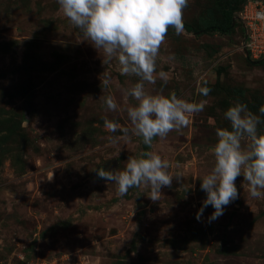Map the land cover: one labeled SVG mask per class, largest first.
<instances>
[{
	"label": "rangeland",
	"instance_id": "1",
	"mask_svg": "<svg viewBox=\"0 0 264 264\" xmlns=\"http://www.w3.org/2000/svg\"><path fill=\"white\" fill-rule=\"evenodd\" d=\"M222 15L218 0H188L184 32L169 28L156 61L168 82L145 89L206 106L149 146L104 128L105 116L131 128L125 109L136 101L125 90L138 77L121 75L115 58L104 63L57 0H0V264H264V198L242 176L222 216L209 222L208 206L196 218L216 129L230 128L224 112L242 102L264 120V60L247 58L241 28L206 33ZM109 95L117 111L103 105ZM146 152L181 177L155 203L143 186L118 195L93 170H122Z\"/></svg>",
	"mask_w": 264,
	"mask_h": 264
},
{
	"label": "clouds",
	"instance_id": "2",
	"mask_svg": "<svg viewBox=\"0 0 264 264\" xmlns=\"http://www.w3.org/2000/svg\"><path fill=\"white\" fill-rule=\"evenodd\" d=\"M57 3L71 24L81 30L83 41L97 51L103 50L104 63L115 58L121 75L139 78L125 90V98L136 101L125 109L131 128H121L105 116L106 131L115 133L119 129L125 138L129 134L141 137L150 146L154 137L164 138L173 130L180 131L189 125L193 115L204 110L206 105L202 101L185 100L174 93L154 95L145 89V83L155 84L157 79L168 82V73L156 71V61L169 28L177 35L184 32L183 10L188 0H57ZM258 16L264 18V13ZM102 83L109 84L107 74ZM210 91L198 89L205 96ZM103 105L108 111L119 109L111 95L103 98ZM259 112L264 115V105ZM224 118L230 128L216 129L217 142L212 148L215 163L211 172L200 179L206 197L197 212V220L208 206L214 209L209 222L222 216L225 207L239 198L235 182L241 176L248 182L252 198H264V133L257 131L264 120L242 102L229 106ZM242 141H246L245 146ZM168 169L167 160L146 152L138 158L129 157L122 170L103 167L93 170L99 179L115 184L118 195L124 196L130 188L143 186L155 203L163 195L161 189L172 186L173 177L181 179L179 175H170ZM52 179L53 173L48 180Z\"/></svg>",
	"mask_w": 264,
	"mask_h": 264
},
{
	"label": "built area",
	"instance_id": "3",
	"mask_svg": "<svg viewBox=\"0 0 264 264\" xmlns=\"http://www.w3.org/2000/svg\"><path fill=\"white\" fill-rule=\"evenodd\" d=\"M264 13V0H248L239 13L238 21L244 29L241 49L248 52V58L264 60V18L258 14Z\"/></svg>",
	"mask_w": 264,
	"mask_h": 264
},
{
	"label": "trees",
	"instance_id": "4",
	"mask_svg": "<svg viewBox=\"0 0 264 264\" xmlns=\"http://www.w3.org/2000/svg\"><path fill=\"white\" fill-rule=\"evenodd\" d=\"M248 0H218V6L220 11L223 12V17L221 19H214L210 22L204 29L206 33L220 32L221 34H229L236 29L241 28V35H239L240 43L243 40L244 29L241 22H237L234 27H232L233 18L243 10L245 4ZM231 2L232 6H231ZM248 58V57H247ZM250 60H253L249 58ZM256 61V60H255ZM263 61V60H260Z\"/></svg>",
	"mask_w": 264,
	"mask_h": 264
},
{
	"label": "water",
	"instance_id": "5",
	"mask_svg": "<svg viewBox=\"0 0 264 264\" xmlns=\"http://www.w3.org/2000/svg\"><path fill=\"white\" fill-rule=\"evenodd\" d=\"M237 21H238V16H235V17L233 18L232 27L235 26V24L237 23ZM245 52H246V55H247V57H248V52H247L246 49H245ZM114 163H116V161H114Z\"/></svg>",
	"mask_w": 264,
	"mask_h": 264
}]
</instances>
